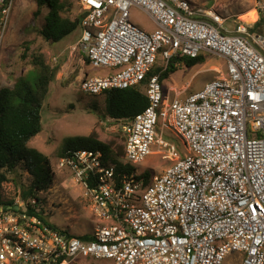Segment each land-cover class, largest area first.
<instances>
[{
    "label": "built area",
    "instance_id": "obj_1",
    "mask_svg": "<svg viewBox=\"0 0 264 264\" xmlns=\"http://www.w3.org/2000/svg\"><path fill=\"white\" fill-rule=\"evenodd\" d=\"M6 1L0 0L5 14L11 8ZM79 5L77 47L91 65L110 70L85 76L81 90L98 95L142 86L149 99L134 118L119 121L122 161L135 166L164 154L173 163L146 183L137 171L118 179L101 149L60 157L59 166L84 187L98 221L91 239L50 226L29 214L24 201L0 202V264H74L81 257L116 264H223L233 252L242 255L241 264H264V36L251 33L242 15L189 0ZM134 9L155 28L135 24ZM263 9L256 7L257 13ZM232 18L239 21L233 31L224 27ZM201 54L224 60V74L188 95L165 98L160 76L149 75L158 59L166 68L176 56ZM166 129L181 137L185 153L163 139Z\"/></svg>",
    "mask_w": 264,
    "mask_h": 264
},
{
    "label": "rangeland",
    "instance_id": "obj_2",
    "mask_svg": "<svg viewBox=\"0 0 264 264\" xmlns=\"http://www.w3.org/2000/svg\"><path fill=\"white\" fill-rule=\"evenodd\" d=\"M193 4L216 8L225 14L242 15L250 18V28L261 17L257 5H264V0H189ZM11 8L7 14L0 3V88L13 87L16 80L33 69L32 53H42L46 61L59 70L50 85L49 95L43 109V131L32 139L30 145L49 156L54 171L52 188L41 193L45 208V217L57 226L78 236L91 235L98 221L89 205L84 187L75 181L70 171L59 166L60 148L67 137L77 135H95L100 140L121 150L124 147V135L120 122L105 115V96L91 95L81 90L82 79L86 74L99 76L110 70L96 68L86 61V53L78 46L81 29L73 32L60 42H49L41 33L46 24L48 8L37 15V0H9ZM79 1L70 0L71 14H79ZM250 14V17L248 16ZM264 15V9H263ZM133 21L142 29L153 30L154 22L139 9L133 11ZM239 21L228 19L224 27L235 30ZM260 34L264 36V26ZM252 33V32H251ZM226 62L216 56H207L206 61L193 67L179 64V70L163 81L165 98L173 100L178 94L183 96L200 90L214 79L222 76ZM165 61L160 57L154 66L165 68ZM96 109V110H95ZM161 131V126L159 127ZM163 139L173 143L183 154L185 146L173 131L166 129ZM158 147L154 146L156 150ZM167 153L165 147L162 148ZM121 160H124L121 157ZM173 161L164 154L149 155L144 161L135 164L138 173H148L146 182L161 174ZM14 179H17L15 182ZM28 172L11 174V180L4 183L1 195L4 201H24L19 184L30 180ZM26 204V201H24ZM25 206V205H24ZM27 206V204H26ZM242 255L238 252L229 254L223 264H241ZM74 264H116L114 259L78 258Z\"/></svg>",
    "mask_w": 264,
    "mask_h": 264
},
{
    "label": "trees",
    "instance_id": "obj_3",
    "mask_svg": "<svg viewBox=\"0 0 264 264\" xmlns=\"http://www.w3.org/2000/svg\"><path fill=\"white\" fill-rule=\"evenodd\" d=\"M37 2V15L41 14L45 7L49 9L45 16L46 24L41 30L47 41L60 42L81 29L82 15L71 14L70 0H37ZM263 26L262 11L261 17L251 28V32L260 34ZM206 57L203 54L197 57L176 56L164 69L153 67L149 75L158 74L163 83L179 70V64L184 63L188 67H193L204 63ZM31 58L33 69L30 72L20 76L13 87L0 88V202L6 205L15 203L13 200H3L1 195L3 185L11 180V174L15 176L19 170L28 172L31 179L19 185L29 214L37 215L50 226L68 232L45 217L46 211L42 204L44 200L41 198V193L52 188L54 171L49 156L30 145L32 139L43 131V109L50 85L55 80L59 67L50 65L42 53H32ZM86 61L91 64L87 55ZM146 83L147 80L144 84ZM102 95L105 96V115L118 122L131 120L149 104L148 96L142 86L112 89ZM82 148L103 150L107 163L115 167L118 179L136 170L131 163L121 160V157H125V145L119 151L93 134L67 137L59 154L62 157ZM142 177L148 179V173L143 174ZM13 180L17 182V179L13 178ZM82 237L91 239V235Z\"/></svg>",
    "mask_w": 264,
    "mask_h": 264
},
{
    "label": "bare ground",
    "instance_id": "obj_4",
    "mask_svg": "<svg viewBox=\"0 0 264 264\" xmlns=\"http://www.w3.org/2000/svg\"><path fill=\"white\" fill-rule=\"evenodd\" d=\"M250 17V15H248ZM256 20V18L254 20L251 21L250 18H245V21H248V22H254Z\"/></svg>",
    "mask_w": 264,
    "mask_h": 264
},
{
    "label": "crops",
    "instance_id": "obj_5",
    "mask_svg": "<svg viewBox=\"0 0 264 264\" xmlns=\"http://www.w3.org/2000/svg\"><path fill=\"white\" fill-rule=\"evenodd\" d=\"M249 15H250V14H249ZM255 18L257 19V16H256ZM154 28H155V27H154ZM154 28H153V29H154ZM88 75H89V74H86V76H88ZM172 161H173V160H172Z\"/></svg>",
    "mask_w": 264,
    "mask_h": 264
},
{
    "label": "water",
    "instance_id": "obj_6",
    "mask_svg": "<svg viewBox=\"0 0 264 264\" xmlns=\"http://www.w3.org/2000/svg\"><path fill=\"white\" fill-rule=\"evenodd\" d=\"M18 208V207H17Z\"/></svg>",
    "mask_w": 264,
    "mask_h": 264
}]
</instances>
